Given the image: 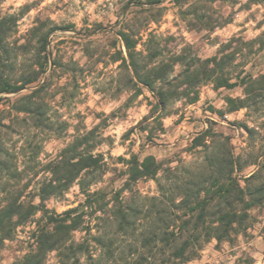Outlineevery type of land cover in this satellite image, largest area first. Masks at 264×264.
<instances>
[{
    "label": "rangeland",
    "instance_id": "obj_1",
    "mask_svg": "<svg viewBox=\"0 0 264 264\" xmlns=\"http://www.w3.org/2000/svg\"><path fill=\"white\" fill-rule=\"evenodd\" d=\"M10 14L16 19L7 40L13 54L4 63L5 54L0 50V76L17 85L36 72L39 76L22 89L0 93L1 157L11 168L17 166L22 171L18 181L6 183L22 189L24 200L37 203L33 196L36 187L51 176L48 163L82 151V146L71 152L66 148L91 131L90 152L98 156L100 168L85 180L86 188L106 193L96 203L100 210L86 218L90 233L73 234L75 242L87 243L89 253L68 254L63 262L51 252L45 264H127L124 256L130 252L147 254L153 243L144 245L148 224L142 215L135 217L134 231H117L115 221L105 220L111 206L123 202L150 205L138 197L159 194L160 216L163 222L172 221L168 230H174L173 225H182L186 216L183 204H172L171 188L194 193L207 187L217 176L222 156L234 159L239 185L259 189L255 195L260 201L247 210L248 217L229 237L203 242L206 233L214 235L205 228L213 218V200L207 207L205 224L197 222L193 228L199 213L195 210L174 248L194 234L201 241L193 246L201 248L182 264H264V89L260 86L264 80L252 83L264 73V0H0V19ZM121 33L134 42L141 67L173 55L184 57L173 64L166 81L173 77L180 81L187 63L192 69L201 60L229 54L230 60L223 67L229 75H239L237 84L216 88L211 81L201 82L189 92V96L197 92L196 101L180 97L160 112L154 108L152 92L140 83L132 84L135 79ZM246 85L252 89L247 107L229 111L238 99L246 98ZM40 87L43 89L35 100L44 111L42 122L17 112L14 106L20 97ZM156 87L167 85L159 82ZM205 131L206 136L201 137ZM193 139L201 145L194 147ZM132 153L139 158L154 156L160 164L157 180H137L120 193L117 202L114 193L122 186L126 170L120 157L128 159ZM252 174L254 177L244 182ZM4 183L1 179L0 188ZM243 196L245 201L252 198ZM83 199L75 181L63 194L47 199L45 206L60 213ZM178 201L176 198L175 203ZM230 202L233 210H242L243 203L235 194ZM228 207L222 205L221 210ZM39 216L36 213L31 223L17 227L4 241L0 264H10L27 251ZM94 236H101L105 246L100 247ZM172 248L163 243L153 248L156 253L151 264H174L161 261Z\"/></svg>",
    "mask_w": 264,
    "mask_h": 264
},
{
    "label": "trees",
    "instance_id": "obj_2",
    "mask_svg": "<svg viewBox=\"0 0 264 264\" xmlns=\"http://www.w3.org/2000/svg\"><path fill=\"white\" fill-rule=\"evenodd\" d=\"M15 17L13 15H6L0 19V50L5 54L3 62H7L13 54L12 48L8 36L13 32L12 27L15 25ZM264 34V30L261 35ZM121 38L124 42V46L127 49V55L129 58V66L133 74V85L140 83L147 87L155 98L154 108L160 112L163 111L167 104L171 100L178 99L180 97L188 98V101L194 102L197 99V92L194 91L192 96H189L190 89L201 82L211 81L216 88L226 87L232 88L236 86L239 75L234 77L229 75V70L225 71L224 63L230 60L229 54L221 56L214 55L210 58H206L200 61L198 67L191 69V64L187 63L182 73V79L178 81L177 77H173L171 81H166L168 74L172 70V66L175 62L183 60L181 55H173L166 61H159L158 63L149 66L141 67L137 61V53L135 52V44L132 42L128 35L121 33ZM254 40L248 43H254ZM228 46V45H227ZM263 44L260 45L262 47ZM45 41L42 40L41 48L44 51ZM259 47V48H260ZM153 57L156 56L154 53ZM1 62V60H0ZM227 70V69H226ZM228 72V73H227ZM39 76V72H36L32 77L22 81L20 84L13 83L7 77L0 76V93L14 92L24 88L26 85L35 82ZM245 79V78H243ZM241 79V81L243 80ZM251 80V77L248 78ZM264 80V73L258 75L252 80L253 82ZM132 80V79H131ZM163 82L167 87H156V83ZM244 82V80H243ZM177 84V85H176ZM251 84V81H250ZM185 85L182 90H178V86ZM261 88L264 89V83H261ZM43 89L40 87L30 91L28 94L20 97L15 103L17 112H22L26 116H31L36 121H40V117L44 115V111L35 100L36 95ZM246 98L238 99L237 103L230 107L229 111L236 110L238 108L247 107V101L251 98L252 89L249 85L245 88ZM229 103H234L233 99H228ZM37 126L40 123L37 122ZM91 131L78 136L75 141L66 148L67 152L76 150V148L82 146V151L77 154H71L69 156L64 155L58 161L49 162L47 170H49L51 176L48 181L42 183L39 187H36L33 194L37 198L38 202L34 203L32 200H24L22 198V189L14 186H10L6 183L8 180L18 181L21 178L22 171H18L17 166L11 168L7 162L2 159L0 150V180L4 179V186L0 188V248L4 244L5 240H9L14 230L31 223L32 218L36 213H40L39 218L34 221V227L29 237L28 249L19 258L15 259L10 264H45L47 256L51 252H56L61 260L64 262L68 257V254L76 255V253H83L88 251V246L85 241L75 242L73 240V234L76 231H85L90 233L91 227L86 224V218L93 213L100 210L96 208V203L106 196V193L101 191H90L86 188L85 180L88 177H93L98 172L99 159L97 155L90 152L91 145H89V135ZM201 137L206 136V131L200 134ZM193 146H199L201 143L197 142V139H193ZM125 163L126 170L124 172V181L122 186L114 193V198L118 202V196L126 188L130 187L133 183L141 178H151L157 180V175L160 170V164L156 161L154 156L146 155L143 158L137 157L136 154H130L128 159L120 157ZM219 167L217 168V176L213 177L211 183L207 187L198 189L194 193L190 190L184 189L183 192H179L175 188H171V202L173 205L178 206L179 203L183 204L185 208L182 225H173L176 229L168 230L171 222H163L161 211L158 209L161 204L160 195H154L151 197H138L141 201L148 200L150 205H145L141 202L138 205H131L127 202L122 204H114L109 209V214L106 217L107 220H112L117 223V231L126 232L128 229L134 231L135 217L142 215V219L147 225V233L143 232L144 245L153 243V247L149 248L147 254L143 252H130L127 256H124L127 264H151L155 260V253L153 248L163 243L166 247L172 246L170 253L167 254L165 261L162 259V263L171 260L174 264H182L193 259L198 250L201 248L199 245L194 248V243H198L201 237L198 235L190 234L182 239L179 247L174 248L177 239L179 238V232L184 228H188L191 224L192 214L195 210L199 209L198 217L194 227H197V222L205 224V215L207 207L213 201L212 205L213 218L208 220L205 228H210L214 231V235L206 233L203 239L208 241L210 238H215L217 241L229 237L231 232L236 231L238 226H241L243 221L248 217L247 210L253 207L260 201L258 194L259 189L252 190L249 187H242L239 185L238 179L234 175V170L239 171V168H235V161L231 156H222L219 159ZM254 175H250L244 178V182H248ZM77 182L80 188V193L84 195V199L78 205L65 209L60 213L50 211L45 206V201L52 196L63 194L73 182ZM202 193V196L200 194ZM236 196L238 201L243 203V208L240 212L233 210L231 207L230 198L232 195ZM244 194L252 197L250 201L244 200ZM255 195V197H253ZM178 198V203H175ZM191 198H196L193 203L189 202ZM105 205V204H104ZM229 206L225 210H221V207ZM100 207V206H99ZM145 224H142V226ZM146 228V227H145ZM93 239L104 247L103 239L101 236H94ZM164 256V249H159ZM137 254V255H136ZM137 256V257H136ZM91 259V255L89 257Z\"/></svg>",
    "mask_w": 264,
    "mask_h": 264
}]
</instances>
